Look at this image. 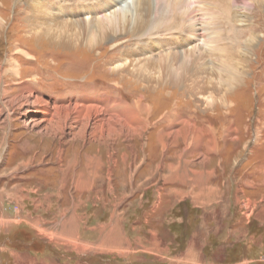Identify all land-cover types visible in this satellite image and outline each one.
<instances>
[{"label":"rangeland","instance_id":"rangeland-1","mask_svg":"<svg viewBox=\"0 0 264 264\" xmlns=\"http://www.w3.org/2000/svg\"><path fill=\"white\" fill-rule=\"evenodd\" d=\"M26 1L0 0V264H264V0L232 7L207 48L185 35L214 47L209 71L244 53L230 88L198 93L162 81L164 71L145 76L136 52L118 68L144 36L95 43L60 33L59 5L85 0H37L35 10ZM12 59L20 77L9 73ZM156 78L162 84L148 85ZM23 83L28 104L10 103ZM30 96L51 111L99 103L142 133L49 135L33 127Z\"/></svg>","mask_w":264,"mask_h":264},{"label":"bare ground","instance_id":"bare-ground-1","mask_svg":"<svg viewBox=\"0 0 264 264\" xmlns=\"http://www.w3.org/2000/svg\"><path fill=\"white\" fill-rule=\"evenodd\" d=\"M37 2V0H27L26 4L29 3L33 10V6ZM71 2L73 1L71 0ZM89 2L90 0H85L59 5L60 8L66 10L64 11V15L67 17L66 20L57 18V16L64 17L54 7L52 15L57 18L56 21L60 22L55 23L54 27H58V24L62 25L59 27H63L64 31L60 33H67V31L76 34L87 33L91 37L89 38L90 42H93L94 38H96L95 43L102 42L107 37L112 41L123 35L144 36L147 39V42L144 41L145 45L141 43L136 48L123 49L122 58L125 61L119 64L121 66L117 64L118 68L121 67V71H126V56L136 52L138 55L145 56H142L144 59L142 58L141 61H136L135 64H132L134 68L137 66V70L143 73L151 70L159 74L160 71H164L162 81H168L170 83L167 84H172L175 87H186L189 90L188 92H207L208 88L205 86H213L214 84L220 85V87H224L227 90L236 82L238 74H240L238 72L239 66L242 69V64L244 63V53L238 59H219L218 64L211 61V70L209 71L206 56L211 49L214 50V47H209V49L204 51V48L201 49L195 42L202 38L201 43L204 44V47H208L209 42L214 39L216 41L221 39L223 30L226 24L229 23L228 19L232 20V15L235 13L234 9L231 8L239 7V10H246L248 6L252 5L250 1H245L246 3L243 2V4H241V0H92ZM2 23L0 19V27ZM189 33L192 36L191 39H197L194 43H189L188 39H185V35ZM252 40L253 37H250L244 49L249 47ZM154 46H160L162 49L157 58L155 57L156 59L152 57L154 52L152 47ZM11 62L9 73L20 77L21 70L15 64L16 62H13V59ZM132 74L136 75L134 72ZM213 74L217 76L216 83H212L211 75ZM146 75L148 77L147 73ZM159 78H156L155 83L148 81L150 83L148 85H155L156 83L158 85L159 82H162ZM185 82H189L188 86ZM25 90L32 92V89L27 84H20V94L16 97L13 96L8 101L11 103L15 101V98H21L25 102L24 104H28V96L31 94L26 93L23 96L22 93ZM210 98V96H206L205 100H210ZM108 101L109 99L107 98L103 99V102H107V104ZM41 103L39 98H34L30 103V105L35 104L31 108L40 115L38 118H33L34 123H32L33 127L45 130V133L49 135L56 133L57 128H59V131L68 129V134L73 137L91 136L100 139L111 136H129L130 133H142L141 126L136 129H130L126 125L121 124L120 127L118 122L121 116L118 117L114 115L115 113L112 115L111 112L105 113L104 108L98 105L99 103L87 104L88 102L80 101L66 104L58 103L53 105L52 111L48 106H44ZM26 106L29 107V105ZM137 106L135 103L133 107L136 108ZM67 119L68 123L66 122ZM120 123H122L121 120Z\"/></svg>","mask_w":264,"mask_h":264},{"label":"crops","instance_id":"crops-1","mask_svg":"<svg viewBox=\"0 0 264 264\" xmlns=\"http://www.w3.org/2000/svg\"><path fill=\"white\" fill-rule=\"evenodd\" d=\"M76 231H78V230H76ZM77 235H75V238H78L79 237V234H80V232H78V233H76ZM76 241V240H75ZM74 241V242H75Z\"/></svg>","mask_w":264,"mask_h":264}]
</instances>
